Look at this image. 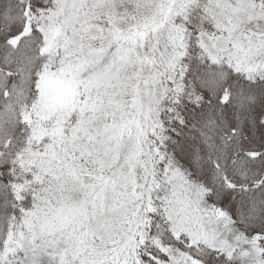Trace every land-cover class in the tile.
<instances>
[{
  "label": "snow or ice",
  "instance_id": "6c2138e0",
  "mask_svg": "<svg viewBox=\"0 0 264 264\" xmlns=\"http://www.w3.org/2000/svg\"><path fill=\"white\" fill-rule=\"evenodd\" d=\"M0 264H264V0H0Z\"/></svg>",
  "mask_w": 264,
  "mask_h": 264
}]
</instances>
